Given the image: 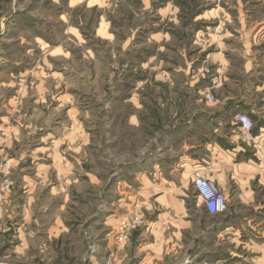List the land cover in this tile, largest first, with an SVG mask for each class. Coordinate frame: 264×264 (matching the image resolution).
<instances>
[{
    "label": "rangeland",
    "instance_id": "1",
    "mask_svg": "<svg viewBox=\"0 0 264 264\" xmlns=\"http://www.w3.org/2000/svg\"><path fill=\"white\" fill-rule=\"evenodd\" d=\"M240 105H264V0H0L2 250L12 264H135L144 246L158 264H264V186L232 199L201 168L228 201L208 216L195 171L169 166ZM168 206L184 214L156 229Z\"/></svg>",
    "mask_w": 264,
    "mask_h": 264
},
{
    "label": "crops",
    "instance_id": "2",
    "mask_svg": "<svg viewBox=\"0 0 264 264\" xmlns=\"http://www.w3.org/2000/svg\"><path fill=\"white\" fill-rule=\"evenodd\" d=\"M257 90H259V88ZM221 109L222 108H218V114L209 121L211 126L200 130L201 135L199 141L196 140L191 145L189 151H186L179 160L175 161L174 164L170 163L169 166L172 167L178 164L182 166L187 172H184V178L189 175L188 170H191L192 175V173L194 171L196 172L198 169H206L208 176L210 175L211 178H214L217 184L221 186L227 194L233 193V196H231L232 199L247 198L249 202L254 203V201L258 199V184L262 187L264 186V148L262 145L264 144V105H261L260 107L256 106L255 108L252 106L247 110H244L242 105H240V111H246L254 121V127L250 132L251 139H248V142H245L246 140L244 141L243 136L240 135V131L243 132L245 130L237 122L235 118L236 112L233 114L231 111L223 113V109ZM230 113L232 114L231 125L238 124L239 126L235 128L232 126H226L228 123L227 121L229 120H224L223 117H228V114ZM252 135H254L255 138ZM252 140H254L255 143H258L257 140H260L262 148H259L261 147L259 144H252ZM159 171L160 174H162L161 169ZM159 171L154 172L155 175H157L154 179H158L159 183H161ZM195 172L193 173V179ZM170 173L171 171H169V175ZM141 177L144 179L146 175L143 174ZM147 180L150 181V179ZM174 182L175 181L170 180V183ZM236 191H241L243 194L241 195L238 193V195H236ZM231 209L237 213L236 208L231 207ZM204 212L208 216L218 218L225 214V212H223L216 215H210L205 208ZM183 214V211L178 214L174 206H168L167 211L160 214L156 229H165L161 221L162 217L169 216L170 219H174L178 215L182 216ZM182 222L188 226V221L184 218L182 219ZM147 234L146 231L140 233L137 242L141 244L143 242L142 236ZM9 242H11V240H9ZM164 242L169 243V239L165 237ZM0 243V252L2 251L1 255L3 254L1 259H7L6 261L10 262H7L6 264H12V258L10 256L12 254L11 250H2L6 242L0 240ZM152 243H157V241L155 240V242ZM163 245L166 246L165 244ZM147 247L144 246L135 251V256L140 258L138 263L135 264H158L162 251L148 252L145 250ZM169 252H172V255L174 256L178 251H174V246H172L170 250L167 249V253Z\"/></svg>",
    "mask_w": 264,
    "mask_h": 264
},
{
    "label": "built area",
    "instance_id": "3",
    "mask_svg": "<svg viewBox=\"0 0 264 264\" xmlns=\"http://www.w3.org/2000/svg\"><path fill=\"white\" fill-rule=\"evenodd\" d=\"M208 98L210 101L215 100L212 94H209ZM235 118L246 132L252 131L254 121L247 113L238 112L235 115ZM193 184L204 208L210 215H216L227 211L228 201L226 194L218 185L215 184V182L209 179L203 170H196ZM133 224V227H135L136 223ZM120 240L123 242L129 240V233L123 234L120 237Z\"/></svg>",
    "mask_w": 264,
    "mask_h": 264
}]
</instances>
